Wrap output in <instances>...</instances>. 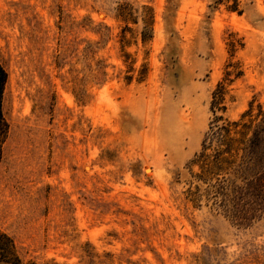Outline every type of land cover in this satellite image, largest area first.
I'll return each mask as SVG.
<instances>
[{
  "label": "rangeland",
  "instance_id": "obj_1",
  "mask_svg": "<svg viewBox=\"0 0 264 264\" xmlns=\"http://www.w3.org/2000/svg\"><path fill=\"white\" fill-rule=\"evenodd\" d=\"M216 1L0 0V229L22 264H264V215L239 227L187 195L228 33L225 117L264 111V0ZM122 3L152 9L145 43Z\"/></svg>",
  "mask_w": 264,
  "mask_h": 264
},
{
  "label": "trees",
  "instance_id": "obj_2",
  "mask_svg": "<svg viewBox=\"0 0 264 264\" xmlns=\"http://www.w3.org/2000/svg\"><path fill=\"white\" fill-rule=\"evenodd\" d=\"M216 3H223L228 12H241L238 0H217ZM115 12V18L125 23L123 31L128 29L127 23L137 25L141 18V41L149 40L153 24L149 6L134 9L128 3H122ZM225 45L227 59L223 77L210 96L208 128L199 152L190 162L191 186L187 195L195 205L204 199L235 225L249 227L264 215V111L250 102L238 120L225 117L228 105L233 102L231 87L243 76L240 63L234 58L244 48V43L235 34L228 33ZM127 56L124 62L128 72H132L133 62L128 63ZM144 74L140 72L139 78L138 72V82L143 81ZM131 79L132 75H126V82ZM7 80V73L0 63V163L9 133L3 110ZM22 263L13 238L0 229V264Z\"/></svg>",
  "mask_w": 264,
  "mask_h": 264
}]
</instances>
